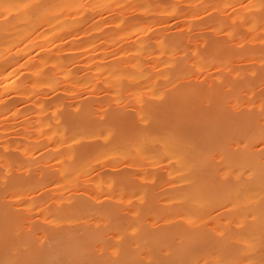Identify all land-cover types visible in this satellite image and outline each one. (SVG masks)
Masks as SVG:
<instances>
[{"label":"bare ground","instance_id":"bare-ground-1","mask_svg":"<svg viewBox=\"0 0 264 264\" xmlns=\"http://www.w3.org/2000/svg\"><path fill=\"white\" fill-rule=\"evenodd\" d=\"M39 1V16L51 24L39 34L36 58L25 61L33 87L71 94L73 84L100 80L184 83L194 69L213 70L216 78L189 79L148 105L154 119L139 127L129 126L126 110L98 119L93 101L47 104L40 96L33 97L35 125L10 124L18 110L8 114L3 92L25 87L6 45L19 0H0V264H264V46L246 44L264 29V14L248 10L264 8V0L215 2L230 6L226 19L211 20L227 38L206 36V48L193 44L190 52L180 33L143 35L177 12L173 3ZM187 1L191 8L181 16L189 19L207 4ZM96 8L118 10L95 17ZM125 8L158 18L128 20ZM88 30L92 35L79 40ZM118 37L134 41L114 46ZM111 124L118 125L115 137L96 141ZM158 162L166 187L134 184L135 174L155 178L148 173ZM80 180L84 193L72 190ZM175 216L188 224L166 220Z\"/></svg>","mask_w":264,"mask_h":264},{"label":"rangeland","instance_id":"rangeland-1","mask_svg":"<svg viewBox=\"0 0 264 264\" xmlns=\"http://www.w3.org/2000/svg\"><path fill=\"white\" fill-rule=\"evenodd\" d=\"M204 1L207 3L206 6L201 11H199V14L192 17V19H189L181 16L182 12L187 11L191 8V4L187 0H152L153 4L156 5H166L173 3L176 6L177 12L172 15L163 14L168 16L162 19L165 22L163 24L155 23L153 29H147L143 31V35L152 37L155 33H159L162 31H165V33L166 31H174L175 33H180L187 37L188 42L186 43V47L187 51L189 52L191 51V46L193 44H197L198 47L206 48V44L203 41V38L205 39L206 36L208 38H227V34L224 30H217L212 27L211 20L213 18L226 19L228 13L230 12V6H225L223 8L225 10H223L217 5H214V3L218 0ZM42 4L43 2H40L39 0H19V2L16 4L17 7L14 9L15 12L11 16L12 20L17 21V26L13 30H11L12 35L7 36L8 42L6 45L9 46L10 50H12V56L16 60L15 65L17 69L14 77H19L21 80L25 81V87L10 89L7 88V90L3 92L4 97H6L7 100L6 102L4 101L5 103L1 105H6V108H9L8 114H11L14 109L18 110L16 115L11 114V117L7 118V120H9L8 123L10 124L22 123V121L26 123L29 121V124L35 125L38 109L33 104V97L40 96L45 98L47 97V99H44L45 101H47L45 102L47 104L53 101V99H60V97H64L66 100L71 99V104L77 100L93 101L98 119L101 118L104 112H108L113 109L126 110L131 116V122L129 123V126L139 127L147 125V123L151 122L154 119L152 113L148 111V105L164 101L169 96H171L172 91L179 90L182 87L189 85V79L197 80L206 78L210 80L212 78H216L213 70L208 71V69H194L192 73L188 75L190 76V78L185 77L184 83H164L162 81H159L153 83L152 85L155 84L154 86H148L142 80L133 81L130 79H125L121 82H115L113 80H100L99 82L95 83H80L77 85L73 84L71 85V94H66L62 91L54 90L44 85L33 87L31 83V79L33 78V69L29 62L30 60H34V58H36L37 46L43 42L41 36L39 35L40 32L43 29L50 27L51 24L50 18H42L39 16V9ZM46 4L49 5V3ZM92 10L95 11V17H100L99 13L101 11L104 15L112 16L113 14L117 13L118 9L109 10L108 8H96ZM248 11L251 14H264L262 13L264 11V8L260 10L250 8ZM121 12L125 15L126 18H128V20H137L138 22H147L148 19L158 18L156 15L152 14V12H146L137 9L131 10L129 8H125ZM105 23L109 28L107 29V31H115L116 25L114 24V22L107 21ZM90 35L92 34L89 30L80 31L78 34V39H86ZM263 35L264 29H261L260 31H258L257 35L253 36L252 38H247L246 44L254 48L263 47ZM196 37L198 38V41H195ZM133 41L134 37H132L131 39H128V37H118L115 40L114 46L129 44ZM113 56L115 55H112L111 57ZM28 59H30L29 62H25L28 61ZM77 64V70H83L82 63ZM178 104H180V101L178 102ZM72 107H75L74 104L72 105ZM20 125L21 124H17L16 128H18V126ZM117 126V124L106 126V130L101 133V136L98 137L96 141L105 143L104 141H108L114 138L116 135ZM11 136L17 138L16 140H19V137H23L21 133L11 134ZM0 152H2V150ZM17 153H19L17 154L18 156L21 155L20 152ZM17 155H15V159L20 158L18 160L21 161L22 156L18 157ZM98 164L102 165L103 163ZM119 168H122V166ZM136 168L137 167H131L128 170H134ZM151 168H153V170L148 174L155 173V178H152L150 176L142 177L143 175L135 174L134 184L144 185L148 188L155 186L159 188L166 187L167 179L165 178L166 176L163 163L158 162L156 164H153ZM24 171H26V169H24ZM110 172H112V174H117L119 172L118 174H120L125 171L120 169ZM86 186L87 183L83 180H80L77 185L72 187V190L84 193ZM131 202L132 204L140 203L136 198H133ZM121 211L122 214H127V206H124ZM166 220L171 223L188 224L186 220L184 221V219L179 216H175Z\"/></svg>","mask_w":264,"mask_h":264}]
</instances>
